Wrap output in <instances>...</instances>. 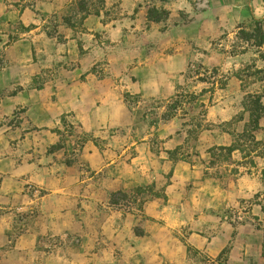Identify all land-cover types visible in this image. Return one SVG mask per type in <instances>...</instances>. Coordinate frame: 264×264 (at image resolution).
I'll return each mask as SVG.
<instances>
[{
  "label": "rangeland",
  "instance_id": "1",
  "mask_svg": "<svg viewBox=\"0 0 264 264\" xmlns=\"http://www.w3.org/2000/svg\"><path fill=\"white\" fill-rule=\"evenodd\" d=\"M0 264H264V0H0Z\"/></svg>",
  "mask_w": 264,
  "mask_h": 264
},
{
  "label": "trees",
  "instance_id": "2",
  "mask_svg": "<svg viewBox=\"0 0 264 264\" xmlns=\"http://www.w3.org/2000/svg\"><path fill=\"white\" fill-rule=\"evenodd\" d=\"M151 18H152V20H154L156 22H159V21L162 20L160 17H155L153 14H152V17ZM63 122L67 126V122L65 121V119H63ZM58 132H60V130H58Z\"/></svg>",
  "mask_w": 264,
  "mask_h": 264
}]
</instances>
